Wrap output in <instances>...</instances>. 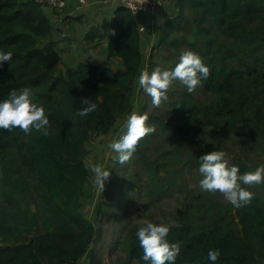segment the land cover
I'll return each mask as SVG.
<instances>
[{
  "label": "trees",
  "instance_id": "1",
  "mask_svg": "<svg viewBox=\"0 0 264 264\" xmlns=\"http://www.w3.org/2000/svg\"><path fill=\"white\" fill-rule=\"evenodd\" d=\"M176 6L177 16L192 11L204 32L218 27L242 45L238 50L220 43L210 52L199 53L210 68L208 86L220 98L212 124L218 126L216 121L225 119L228 123L248 120L256 127L263 125L264 0H177ZM126 10L117 7L109 42L110 57L122 59L124 68L80 63L75 69L59 71L60 57L54 44L45 40L51 21L42 5L32 0H0V49L13 53L11 61L0 65V99L13 88L29 86L50 121L47 136L35 130L25 134L18 128L0 129V155L14 154L21 167L51 191L64 178L68 199L60 210L70 217L58 218L54 230L37 233L26 242L1 245L0 264H81L85 248L95 237V225L78 210L82 185L89 175L82 154L90 132L107 133L114 127L119 114L129 106L128 92L142 71L138 24L135 15ZM175 22V17L168 20L163 31ZM85 98L95 100L97 108L81 117L78 113L86 106ZM72 202L77 204L73 208L76 217L70 213ZM250 209L241 211L242 218L264 244V230L260 229L263 209ZM170 226L168 239L181 243L175 264H213L207 259L210 248L221 253L215 264H264L246 238L217 224L200 229L188 222ZM137 228L130 252L139 264H145L139 259L143 250L135 236Z\"/></svg>",
  "mask_w": 264,
  "mask_h": 264
},
{
  "label": "rangeland",
  "instance_id": "2",
  "mask_svg": "<svg viewBox=\"0 0 264 264\" xmlns=\"http://www.w3.org/2000/svg\"><path fill=\"white\" fill-rule=\"evenodd\" d=\"M176 16L174 25L162 31L159 41L148 49L142 70L151 72L157 65L173 67L180 53L189 48L198 53L210 52L220 43L242 48L227 38L223 29H199L192 11ZM128 94L131 102L118 121L122 123L121 119L134 110L146 112V123L154 125L156 132L140 139L125 164L112 162L104 192L86 198L85 183L82 185L78 210L96 228L95 237L84 250L82 264H139L131 255L130 242L141 220L169 225L188 222L196 229L217 224L224 231L246 238L257 256L264 259V244L241 212L251 206L261 207L264 219V183L245 186L254 196L250 204L241 208L232 206L218 191H202L198 183L199 156L206 152L224 150L230 163L238 165L241 172L264 164V124L256 127L248 120L228 123L225 119L216 121L218 126L212 124L220 98L206 79L192 93L175 81L167 100L158 107L138 84ZM89 134L94 136L93 132ZM82 156L84 161L89 160L85 149ZM65 186L62 178L51 191L34 173L21 167L14 154L0 155V242L23 243L37 233L54 230L58 218L69 219L60 210L68 199ZM76 205H70L72 217H76ZM260 229L264 230V224Z\"/></svg>",
  "mask_w": 264,
  "mask_h": 264
},
{
  "label": "clouds",
  "instance_id": "3",
  "mask_svg": "<svg viewBox=\"0 0 264 264\" xmlns=\"http://www.w3.org/2000/svg\"><path fill=\"white\" fill-rule=\"evenodd\" d=\"M62 6V5H61ZM13 53L0 49V65L4 61H11ZM90 56H96L94 53ZM210 68L204 58L194 49L183 50L178 62L173 67L157 65L149 72L144 69L138 76V86L151 97L154 106H159L167 100L168 91L175 81L185 86L188 93L196 90L203 79L209 76ZM79 109L81 117L87 116L97 108L95 100L85 98ZM149 117L146 112L132 111L127 115L122 125V131L113 137L106 147L110 151L111 159L120 165L125 164L132 157L140 139L147 134L156 132L154 125L146 123ZM49 116L45 106L35 100L34 91L29 86L13 88L6 98L0 99V129H20L25 134L33 130L49 135ZM198 173L199 187L206 192H219L232 206L241 208L250 204L254 193L245 187L264 183V164L258 165L252 171L241 172L236 164H231L227 153L222 149L206 152L199 156ZM92 172V181L98 192H104L105 182L110 177L111 170L91 159L84 164ZM135 236L142 248L140 260L145 264H175L181 252L179 241H170L168 234L170 225L153 220H141ZM219 249L210 248L207 259L213 264L219 259Z\"/></svg>",
  "mask_w": 264,
  "mask_h": 264
},
{
  "label": "crops",
  "instance_id": "4",
  "mask_svg": "<svg viewBox=\"0 0 264 264\" xmlns=\"http://www.w3.org/2000/svg\"><path fill=\"white\" fill-rule=\"evenodd\" d=\"M65 1V5L60 9L43 7L51 21V32L45 37V40L54 44L60 57L58 70L75 69L80 63L124 68L122 59L109 55L110 27L117 5L106 3L103 0ZM162 1L163 5L157 7L152 13L135 15L140 33L139 47L142 65L148 49L159 41L164 24L179 12L176 6L177 0ZM141 27L144 29L140 30ZM93 53L96 56H90ZM137 84L138 80L135 85ZM125 119H121L122 123L119 122L120 119H117L114 127L107 133L93 132L94 136L88 134L84 149L91 161L99 162L108 168L113 167V160L106 144L120 134ZM92 176L89 169V175L84 183L87 190L85 197L90 199H92L91 195L98 192L92 181ZM1 245H3L2 242H0Z\"/></svg>",
  "mask_w": 264,
  "mask_h": 264
},
{
  "label": "built area",
  "instance_id": "5",
  "mask_svg": "<svg viewBox=\"0 0 264 264\" xmlns=\"http://www.w3.org/2000/svg\"><path fill=\"white\" fill-rule=\"evenodd\" d=\"M35 3H38L42 6H48L55 9H60L66 3L65 0H32ZM84 2V0H80ZM109 4H115L118 6H122L129 10L134 15L137 14H150L152 13L157 7L163 5L162 0H103ZM62 5V6H61ZM144 28L141 27L140 30Z\"/></svg>",
  "mask_w": 264,
  "mask_h": 264
}]
</instances>
